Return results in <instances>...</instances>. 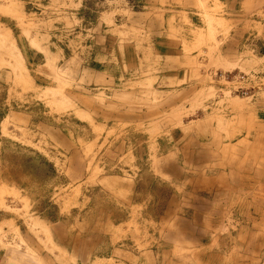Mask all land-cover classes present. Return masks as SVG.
<instances>
[{
  "label": "rangeland",
  "instance_id": "1",
  "mask_svg": "<svg viewBox=\"0 0 264 264\" xmlns=\"http://www.w3.org/2000/svg\"><path fill=\"white\" fill-rule=\"evenodd\" d=\"M212 2L0 0V29L23 65L16 74L9 43L0 46V264H212L208 254L222 252L225 263L213 264H228L234 248L249 261L252 252L241 248L255 242L246 219L255 183L264 198V134L255 124L264 125V92L229 96L215 75L263 68L257 57L235 55L242 24L260 21L264 0L245 22L234 21L225 59H215L211 42L229 22L206 14ZM173 11L208 24L193 32L203 45L195 49L209 48L215 67L200 55L197 71L194 48L185 47L180 67L189 79L169 93L151 78L167 62L152 44L170 29L177 39ZM208 121L213 131L206 133ZM212 138L220 148L209 154ZM204 176L219 178L223 193Z\"/></svg>",
  "mask_w": 264,
  "mask_h": 264
},
{
  "label": "crops",
  "instance_id": "2",
  "mask_svg": "<svg viewBox=\"0 0 264 264\" xmlns=\"http://www.w3.org/2000/svg\"><path fill=\"white\" fill-rule=\"evenodd\" d=\"M261 1H263V0H213L212 3H214V6L209 5V7L206 8V10H205L206 14L208 13L210 15H215V16L221 15L224 17V19L226 20L227 23L229 22L228 27H226V29H228V30L225 32L221 28H218V27L216 28L217 29V35L219 33H221V31H223V34H219L217 36V38H216L217 43L216 44H214V40H213V42H211V44H213V49L215 52L214 53L215 59H218L219 55H222V57L225 59V57L228 56L226 54L228 53V50H230L229 49L230 46L234 45V44H231L232 41L233 42L235 41L234 37L232 39L229 38L230 32L238 31L237 24L234 25V23H235L234 21H236L238 23H240L242 21L245 22L244 21L245 19H243L242 16H245L246 12L251 11V9L253 10L254 8L260 7L262 5ZM217 7H219V8H217ZM173 12H175V14H177L176 17H178V18L171 16L169 19H171V21H172V19L174 20L173 23L175 24V28H176V26H181V29L178 30L177 32H175V35H177V39L175 38V36L172 35L173 33L171 32V29H170V31L168 32L169 34L166 38L165 37H163L161 39L157 38V40L155 42H153L154 44H152V46L155 48V53H157L158 56H160V55L164 56L165 57L164 61H167V62L163 68L162 67L160 68L159 74L158 75L156 74V76H153L151 78H154V79L158 78V79L163 80L162 81L163 82V88L167 89V92H169V93H170V90L173 88L174 85L175 86L178 85L179 87L181 86V84L183 83L181 80L185 81V80L189 79V78H187V75H188L187 73H189V71L184 70L182 67H180V64H182L181 59L185 58V56L187 54L186 49H189V48L185 49V47L193 46L194 50L191 51L190 53L192 54V56H193L192 59H194L195 62L193 63L192 67H195L197 71H198L199 67L201 66V64L205 65L204 61H206L207 65L210 66L209 68L215 67L214 64L210 61L209 56H208V49L209 48H207L205 50V52L201 51L203 48L202 49H198V48L195 49L196 46L199 45L200 47H202L203 45L200 42L201 38H198L200 33L193 35V32L205 31V29L208 28L207 27L208 24H203L202 21H200L198 19H194L195 21L194 20L192 21L188 16L184 15L185 12H182V11H173ZM169 19H167V20L165 18L163 19V29H165L166 28L165 25L170 22ZM179 21H181V24L179 23ZM231 21H233V22H231ZM177 22L179 23L178 25H177ZM221 24L225 25L226 23L222 21ZM184 26H188V27H184ZM242 28H244L243 31L246 34L241 36V39H238L236 42V44H238L239 49H238L235 57H238V61H239V60L247 58L248 56H253V57H257L258 60L264 64V23L261 22V20L260 21L259 20H254V21L248 20L244 24H242ZM183 34H184L185 38L182 37ZM220 35H222V37H220V39H218ZM233 35H235V33ZM177 40H180V42H182V43H180ZM185 45H187V46H185ZM200 55L203 58L202 59L203 61L201 62V64L198 63V59H199ZM161 56L159 58H160V61L163 62ZM262 71H264V65H263V68L260 70V72H257V73L262 74L261 73ZM160 73H163V74L161 75ZM212 73L215 75L216 72H214V70H212L211 76H213ZM190 75H192V74H190ZM150 76H151V74L149 75V77ZM213 78H214V76H213ZM183 85H185V84H183ZM262 117L264 118L263 114H262ZM255 119L256 118L253 119V122L256 121ZM262 121H264V120H262ZM255 124L257 126V130L255 129L257 131V135L259 138H261L262 137L261 135L264 134L263 130H262V128H264V125L258 123L257 121L255 122ZM204 126L206 128L205 129L206 133H208V131L210 129H211L210 131H213L212 126H211L209 121ZM202 128H203V126H202ZM199 130H201V129H199ZM213 137H214V135H213ZM226 139H228V138L226 137ZM207 143H208V141L206 140V149H207L206 153H209V154L212 153L211 147H214L217 150H219V148H220V146L214 145L217 143L214 138L211 139V142H210L211 144H207ZM224 146H225V150L222 148V150L220 151V152H222L221 157L223 155H226L227 151L229 149L227 147L228 144H225ZM222 147H223V143H222ZM254 154L256 155L257 152L254 151ZM200 157H202V158L205 157V161L208 162L207 157L203 156L201 154H197L193 158L198 159ZM256 157H259V156H256ZM206 164L207 163H205V165ZM201 168H204L203 170H201V174L205 173V175H208V172H211V170L208 169L209 166L205 167L204 165H202ZM215 171H216L215 167H212V172L214 173ZM205 178L211 179V180H208V182L211 184V185L209 184L210 190H212L214 193H217V194H218V192H221V191L223 193L225 186L223 184H221L222 182H221V180H219V178H214V177L211 178L210 176L205 177ZM214 183H215V185H214ZM198 184L200 186H202L203 183H198ZM205 189H206V191L208 190L206 187H205ZM256 190H258V185L255 183L254 195L252 198L253 212L250 210L249 215L246 217V219L249 222V225L251 223V227L249 228V230H251L253 233V236H255V237H253L255 242L249 243L248 246L241 248V250H243V252L246 249H249L248 251L252 252V257L248 258L249 261H245V256H244L245 254L239 252V249L237 252V249L234 248L235 250L232 252L233 256L231 257V255H229V257H228V264H260L261 263L262 256H263V244H262L263 242L260 240L261 239L263 240L262 235H264V234H262L261 232L260 233L258 232V230L260 229V227H259L260 223L258 221L263 220V218H259V215H260L261 207L264 206V198L262 196L260 198H258ZM222 193H220V194H222ZM213 195H211V196H213ZM197 200H198V203L200 205L207 207V204L205 203L206 201L204 202L203 199H200V198H198ZM196 212H197V214L195 215V213H194V215H195V218L197 220V218L199 217V214H198L199 211L197 210ZM251 218H256V219L252 220ZM185 226H186V227H184L185 231H187L191 235L195 233L193 230L191 231L192 225L190 226L189 224H185ZM258 241L260 242L259 243L260 246H257V248H256L255 244L258 243ZM29 252L33 255L38 256L37 250L35 251V250L30 249ZM229 253L230 252H228V254ZM226 257H227L226 252H225V255L223 254V252H222V254H220V253L219 254L209 253L206 261L213 264V261L218 258V259H221V262L224 261V263H225ZM229 259H231V261ZM169 262H170V259H169ZM183 262L185 264L184 260H183ZM168 264H171V262ZM190 264H191V260H190Z\"/></svg>",
  "mask_w": 264,
  "mask_h": 264
},
{
  "label": "built area",
  "instance_id": "3",
  "mask_svg": "<svg viewBox=\"0 0 264 264\" xmlns=\"http://www.w3.org/2000/svg\"><path fill=\"white\" fill-rule=\"evenodd\" d=\"M257 17L264 21V6ZM215 77L227 87L229 96L238 94L255 99L257 95L264 92V79L256 72L229 71L216 73Z\"/></svg>",
  "mask_w": 264,
  "mask_h": 264
},
{
  "label": "bare ground",
  "instance_id": "4",
  "mask_svg": "<svg viewBox=\"0 0 264 264\" xmlns=\"http://www.w3.org/2000/svg\"><path fill=\"white\" fill-rule=\"evenodd\" d=\"M210 23H214V19H211L210 20ZM219 23V22H218ZM217 23V25H218ZM220 24V23H219ZM216 26V25H215ZM213 24H212V28H213ZM9 43L10 45V49H11V52L13 55V60L15 61V72L16 74H23V65H22V62H21V54L19 53V49L17 48V46L15 45V43L13 42V39L9 36V32L6 31V30H3V29H0V46L3 48L5 44ZM7 47V45H6ZM9 47V46H8ZM16 52H18V57H15V54ZM19 70V71H18ZM27 81V80H25ZM30 84V83H29ZM28 85V84H27ZM26 85V86H27ZM29 86V85H28ZM62 107H64V104L62 105ZM211 185V184H210Z\"/></svg>",
  "mask_w": 264,
  "mask_h": 264
}]
</instances>
